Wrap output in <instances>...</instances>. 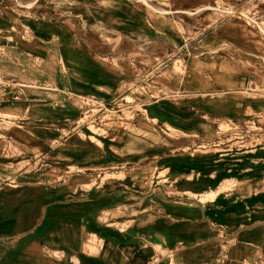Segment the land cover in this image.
<instances>
[{
    "label": "rangeland",
    "instance_id": "1",
    "mask_svg": "<svg viewBox=\"0 0 264 264\" xmlns=\"http://www.w3.org/2000/svg\"><path fill=\"white\" fill-rule=\"evenodd\" d=\"M191 68L225 85L188 93ZM262 81L264 0H0V164L46 190L77 183L90 202L122 196L124 213L68 210L131 264H264ZM56 199L65 212L71 199ZM146 230L172 237L150 258ZM55 244L31 258L53 264Z\"/></svg>",
    "mask_w": 264,
    "mask_h": 264
},
{
    "label": "crops",
    "instance_id": "2",
    "mask_svg": "<svg viewBox=\"0 0 264 264\" xmlns=\"http://www.w3.org/2000/svg\"><path fill=\"white\" fill-rule=\"evenodd\" d=\"M208 74L209 72L200 74L195 68H191L189 75L184 79L181 87L187 90L188 93L189 91L195 90H199V92L203 93L206 90H218L225 85V81L224 83L214 81L212 79L213 76L211 79L208 78ZM235 84L236 81L228 82L230 86H234ZM190 94H193V97L194 95L196 96L198 92ZM233 110H235V113L238 111L237 109ZM172 123L173 122H170L169 124L172 125ZM174 127L179 128L181 126L175 125ZM33 143L35 144V142ZM257 155H264V150L258 151ZM74 157L76 158L73 162L78 164L77 156L74 155ZM159 161L178 163L170 157H163ZM0 165H2L0 166V264H37L31 258L34 255L33 252L36 250L43 253L42 259L44 261H50L49 251L52 247V243L57 241L61 242V248L66 253L72 250V252L76 254L77 261L75 263L70 259H64L62 261L55 259L53 264H98L97 253H99L100 248L104 249L105 254L112 253L109 243L111 233L106 229H101L99 231L87 229L82 220L77 218L76 211L68 210V208H70L68 205L79 206L80 212L82 213L89 211L90 208L91 210H98V216L104 218L111 212L110 209H108L111 203L114 205V211L117 213H124L126 211V202L123 200L122 196L112 198L103 196L99 200H92V202H90L83 191L77 188V183L68 184L60 190H46L43 189V186L40 184L24 181L25 175L11 173L8 167H4L3 164ZM258 167V172L259 170L262 171V169H264V164ZM165 170L168 171L167 174L175 175V173H173L174 171H171V167L163 166L159 169V171ZM176 175L180 174L176 173ZM10 178L17 180V182L13 183V185L9 182L6 183L5 181ZM213 189L216 188H210L205 191L185 189V193L188 191L196 194L208 193ZM58 191H60V193H65V195L71 199V202L67 203L65 212L61 211L58 213L56 209ZM77 192H81V194L74 198V193ZM145 206L149 207L150 204L145 202ZM137 210L136 207L130 210V222L139 219L140 213H138ZM170 211L173 214L182 216L188 212L180 205L172 207ZM60 226L61 228L57 230ZM133 232L134 228L127 227L126 223L125 227L120 228L118 233L121 237H127L132 235ZM144 235L147 241V248L143 251L145 258H150L154 249L160 251L164 249L172 238L168 233H161L160 231L153 230H146ZM184 236H189V239L192 240L194 235L188 234ZM102 245L104 247H101ZM124 250H126V248ZM124 250H121L119 253L122 257L117 253H114L115 255L112 253V262L114 264H131L130 259H126ZM87 251L93 253V255H89ZM167 264H176L172 255L168 257Z\"/></svg>",
    "mask_w": 264,
    "mask_h": 264
},
{
    "label": "bare ground",
    "instance_id": "3",
    "mask_svg": "<svg viewBox=\"0 0 264 264\" xmlns=\"http://www.w3.org/2000/svg\"><path fill=\"white\" fill-rule=\"evenodd\" d=\"M150 8V7H149ZM180 69H182V66H181V68ZM176 69H174V71H175ZM163 73V72H162ZM176 73V72H175ZM173 75L172 74H166V76L165 77H167V79L166 80H164V79H161L160 81L161 82H164V81H168V82H170L171 83V81H173V79H177V78H174V76H173V79H171V77H172ZM164 77V76H163ZM262 83L264 84V81H262ZM263 90V89H262ZM253 94V93H252ZM252 101V100H251ZM264 104V103H263ZM142 114H143V116H145V118H149L148 117V114H147V110L146 109H142ZM167 126L168 127H170L171 129H175V127L174 126H172L171 124H169V123H167ZM221 185H219L218 187H216V189H213V190H210L208 193H200V194H196V193H193V192H190V191H188V192H186V194H188V195H190V196H192V197H196V198H199V199H204L205 198V195H207V194H210L211 196H214V195H216L217 193V190L219 189V187H220ZM218 188V189H217ZM216 193V194H215ZM140 221V220H139ZM200 234V231H198L197 232V235H199ZM201 235V234H200ZM179 236H177V238H178ZM58 242V241H57ZM186 241L185 240H181V243H185ZM59 243V245H57V247L55 246V248H54V250L52 251V253H50V256L54 259V261H55V259H57V260H64V259H70V260H72L73 262H75L76 263V261H77V258H76V254L75 253H73L72 252V250H69V253L67 252H65L62 248H61V242H58ZM52 244H54V245H56L55 244V242H53ZM129 244V243H128ZM134 245V244H133ZM128 254V250H124V254ZM119 255V254H118ZM120 257H122L121 255H119ZM129 256V255H128ZM143 258H145V256L143 257ZM221 263H222V261H221Z\"/></svg>",
    "mask_w": 264,
    "mask_h": 264
}]
</instances>
